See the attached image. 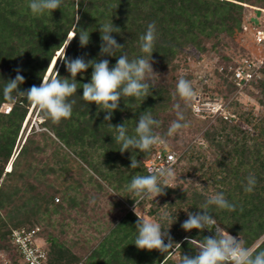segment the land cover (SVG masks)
Instances as JSON below:
<instances>
[{
  "label": "trees",
  "instance_id": "trees-1",
  "mask_svg": "<svg viewBox=\"0 0 264 264\" xmlns=\"http://www.w3.org/2000/svg\"><path fill=\"white\" fill-rule=\"evenodd\" d=\"M28 3L29 0H0V108L5 104L11 105L8 112L0 111V250L12 248L16 256L15 264H18L19 254L11 242L13 230L23 227L33 229L44 219L43 216L50 219L51 215L63 210L61 204L55 203L59 199L55 192L43 191L29 182L32 161L42 151V147L34 141L35 136L27 137L12 163V169L6 171L31 107L23 98V103H14L4 96L5 83L15 78L17 70L25 78L19 89L25 91L33 85L39 86L49 67L50 76H53L63 51L69 59H107L110 67L114 66L116 57L100 56L99 28L110 22L120 28L118 34L112 35L119 44L124 45L115 53L116 56L126 53L130 60L145 56L140 51L139 37L145 33L149 23L155 22L157 40L152 54L153 69L176 72L181 62L192 57L191 53L198 54L196 58L201 60L202 55L224 47L226 39L231 38L239 27L245 5L264 9V0H63L60 9L36 17L31 14ZM259 12L257 15H261ZM251 25L261 26V21L253 19ZM76 26L90 33L86 47L80 46L78 35L67 43L70 33L78 30ZM225 59L229 60L227 57ZM228 68L215 67L211 81L219 82L233 91L238 90L233 73ZM57 72L60 77L70 78L63 59ZM91 73L92 69L89 68L76 77L80 84L77 94L70 98L76 101L70 119L55 124L39 111L43 118L42 128H46L55 138L52 139L46 132L41 135L57 145L54 155L61 170L66 167L62 164L79 159L90 166L102 181L110 184L114 181L117 189H127L133 176L147 174L141 159L150 157V152L131 149L121 153L120 145L113 139L116 133L109 123L113 126L124 123L128 135H135L139 115L143 112H150L159 121L161 113L170 106L171 89L152 82L153 88L145 100L121 99L111 120L105 121V113L95 103L88 104L81 98L82 84L90 82ZM198 78L199 82L206 80L202 76ZM206 83L194 84L197 94L212 96ZM252 85H258L261 90L260 102L264 106V65L249 86ZM189 112L194 116L193 105ZM233 121L232 117H222L220 123L203 134L205 142L215 149L213 152L221 155L204 173L211 184L202 189L192 187L185 191L180 187L165 189L164 201L173 210L171 215L176 217V221L171 227L165 223L164 228L167 230L170 227L168 231L173 241L181 245L174 246L180 257L182 254H194L196 250L195 243L188 244L185 237L201 241L204 236L213 234L195 229L185 232L181 224L188 215L178 217V210L185 207L188 213H196L206 198L217 192H223L226 199L236 205V210L232 212L210 206L209 211L217 223L232 236L240 237L245 246L264 249V117L254 126V132L244 130ZM95 154L97 162L93 160ZM131 157L137 159L139 167L131 168ZM192 167L198 170L196 165ZM49 171L56 172L53 168H49ZM249 174L257 180L252 193L244 191ZM97 184L99 188L103 187L101 183ZM213 184L215 189L212 193L210 187ZM61 192L68 204H75V198L67 193V189ZM136 222L135 213L127 212L100 245L92 250L86 264H180V259L179 262L175 261L171 252L165 258V254L157 250L137 249L133 244L137 235ZM47 242L46 264H74L84 259L74 255L54 236L47 238Z\"/></svg>",
  "mask_w": 264,
  "mask_h": 264
},
{
  "label": "rangeland",
  "instance_id": "rangeland-1",
  "mask_svg": "<svg viewBox=\"0 0 264 264\" xmlns=\"http://www.w3.org/2000/svg\"><path fill=\"white\" fill-rule=\"evenodd\" d=\"M245 7L239 27L231 38L226 39L224 47L202 55L201 60H197L198 54L191 53L192 57L186 62H181L180 68L176 72L153 69L157 75L153 77L152 82L163 84L165 87L170 88L172 100L169 108L161 113L159 118L160 126L155 131L156 134L163 138L164 143L153 147L150 151V156L157 149L170 150L176 155L177 163L173 167L175 181L172 187H180L182 191L192 187L202 189L205 185L211 184V181L207 179L208 175L204 173L208 172V167L219 159L221 155L214 153L215 149L203 139V134L207 129L218 124V122L220 123V118L226 116L234 119L233 124L249 132H254V126L260 123L261 117H264V106L260 102L262 96L258 85L247 86L244 89L233 91L219 82H212L210 78L215 67L236 65L241 58L257 53L251 40L252 32L250 26L253 19L256 18L261 21V25H264V9L249 5H245ZM258 11H260L261 15H257ZM245 27L247 28L246 30L244 29ZM72 36L73 33H70L67 43ZM63 55L64 51L59 58L58 66L53 76L58 71ZM56 56H58V53ZM226 57L229 60H226ZM50 73L51 69L48 76H50ZM199 76L206 79L207 83L205 85L208 88V93L212 94V99L208 98L205 100L206 102H211V108L207 107L206 112L208 113H204L202 116L194 110L193 116L189 109L196 102L193 99L189 104H186L185 101L175 94V88L178 79L181 77L191 80L193 84L200 85L202 82L205 83V81H198ZM177 105H179V108H177ZM10 106L5 104L0 108V111L6 113L9 111ZM213 106L215 108H212ZM210 110L213 111L211 112ZM177 112L183 113L185 120L189 123V127L181 133L170 137L167 135V131L172 121L177 119ZM42 121L43 118L39 114V110L31 105L6 171L12 169V163L25 144L27 137L35 136L34 141L42 147V151L37 153L32 161L29 182L35 184L43 191L55 192L56 198L60 199V202L55 200V203L61 204L63 207L60 213L51 215L50 219L48 216H43L44 219L37 226L40 228L37 243L46 247L49 245L47 238L54 236L59 243H63L74 255L87 259L92 250L100 245L104 237L110 233L115 224L127 212L135 213L133 210L135 202L131 199L132 196L127 189H117V183L114 181L112 184L102 181L90 166L79 159L72 160L66 165L62 164L66 167L61 170L59 162L55 160L54 155L57 145L50 138L43 137L41 134L44 132L49 133L52 139L54 135L46 128H42ZM187 152L188 154L186 155ZM68 153L70 152L68 151ZM95 157L96 154L94 159L93 157L92 159L97 162L98 159ZM144 161L145 158H142L141 162L143 164ZM193 165L197 166V171L194 170ZM81 166H84V168H81ZM49 168L55 169L56 172H50ZM90 176L93 178H90ZM98 182L102 184V188H99ZM65 189H67V193L75 198V204H68L65 197L63 198V193H59L60 191H65ZM214 189L215 185L213 184L210 187L212 193ZM164 200L165 197L161 195L156 197L154 201H142L136 206V210L139 214L149 219L158 218L162 211L172 214L173 210L168 208ZM163 206L164 208L162 209L161 207ZM181 215H188L187 208L182 207L178 210L177 216ZM172 256L175 261L179 262V252L176 251ZM15 261L16 256L12 248L6 247L0 250V264H15ZM17 261L19 264V258H17Z\"/></svg>",
  "mask_w": 264,
  "mask_h": 264
},
{
  "label": "clouds",
  "instance_id": "clouds-1",
  "mask_svg": "<svg viewBox=\"0 0 264 264\" xmlns=\"http://www.w3.org/2000/svg\"><path fill=\"white\" fill-rule=\"evenodd\" d=\"M62 3L63 0H29L28 8L33 16L39 17L52 14L54 10L60 9ZM79 4L78 2L77 8ZM77 29L68 44L78 35L80 46L86 47L90 41V33L88 30ZM119 29L112 22L105 23L99 28L100 56L116 57L114 66L110 67L107 59L88 61H85L83 57L69 59L64 52L61 59L64 60L70 78L60 77L56 71L54 76L42 77L39 86L33 85L29 89L21 91L19 86L25 82V78L17 70L15 78L5 83L4 96L14 103H23L21 98L23 101L27 100L45 118L59 124L62 120L70 119L72 116L73 105L76 101L70 98L78 91V84L80 83L76 80L77 75L91 68V79L90 82L82 84L83 94L81 98L88 104L95 103L98 109L105 113L104 120L110 121L113 112L119 108L121 99L143 98L145 100L153 88L152 79L157 75L152 66V54L157 40L155 22L149 23L145 33L139 37L140 51L146 55L131 60L126 53L119 56L115 55L118 50L124 47L112 35V33L118 34ZM175 94L186 104H189L197 96V91L191 80L181 77L177 81ZM109 126L116 133L113 139L120 145L119 151L121 153L131 149L148 153L153 147L164 143L163 138L154 132V128L160 126V121L148 111L139 115L135 135H128L124 123L115 126L109 123ZM188 127L189 123L185 120L183 113L177 112V119L170 124L167 135L170 137L177 135ZM130 159L131 168L139 167L137 159L133 157ZM174 181L175 172L173 168L154 166L147 170L146 175L137 174L133 176L127 185V191L135 202L133 210L137 216L135 225L137 235L133 244L139 250H157L165 254V258L169 252L175 253L174 246L181 247L179 243L173 241L168 231L176 221V217L173 218L169 212L162 211L158 218L149 219L139 214L136 206L145 200L154 201L156 197L165 194L166 188H176L172 187ZM188 181L194 183L191 180ZM256 183V177L249 174L246 177L244 191L252 193ZM164 206L161 208L163 209ZM210 206L229 212L236 210V205L226 199L223 192H217L206 198L204 204L199 208L200 211L188 213V218L181 224L185 232L194 229L199 232L205 230L213 232L214 230V235L204 236L201 241L185 237L188 244L195 243L196 250L194 254H182L180 264H264V249H260L258 246L247 247L240 237L232 236L217 223L216 218L209 211ZM165 223L170 224L167 230L164 228Z\"/></svg>",
  "mask_w": 264,
  "mask_h": 264
},
{
  "label": "built area",
  "instance_id": "built-area-1",
  "mask_svg": "<svg viewBox=\"0 0 264 264\" xmlns=\"http://www.w3.org/2000/svg\"><path fill=\"white\" fill-rule=\"evenodd\" d=\"M250 27L252 32L251 40L257 53L241 58L236 65H231L228 68L229 71L233 73V79L236 82L238 89H244L249 86L259 75L260 69L264 65V25H251ZM244 29L246 30L247 28L245 27ZM208 98L212 99L208 94H197L194 98V101L196 102L194 110L197 114L208 113L206 112V108H211V102L205 101ZM212 108L215 107L213 106ZM210 111L212 112L213 110ZM224 118L228 119L229 117L224 116ZM176 163L177 157L173 152H165L164 150L157 149L150 157L145 159L144 166L147 172L149 168L154 166H167L173 168ZM56 200L57 202L59 201V199ZM39 232V227L30 230L25 227L13 230L11 234V242L16 247L19 254V264L47 263L46 249L44 246L37 243ZM74 264H86V259Z\"/></svg>",
  "mask_w": 264,
  "mask_h": 264
},
{
  "label": "water",
  "instance_id": "water-1",
  "mask_svg": "<svg viewBox=\"0 0 264 264\" xmlns=\"http://www.w3.org/2000/svg\"><path fill=\"white\" fill-rule=\"evenodd\" d=\"M213 235H214V230H213V232H211Z\"/></svg>",
  "mask_w": 264,
  "mask_h": 264
}]
</instances>
